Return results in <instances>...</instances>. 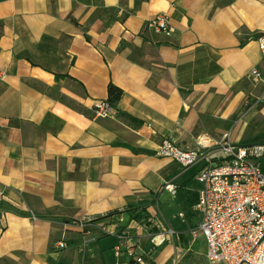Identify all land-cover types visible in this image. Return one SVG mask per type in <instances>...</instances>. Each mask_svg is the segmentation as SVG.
Wrapping results in <instances>:
<instances>
[{
    "label": "crops",
    "instance_id": "1",
    "mask_svg": "<svg viewBox=\"0 0 264 264\" xmlns=\"http://www.w3.org/2000/svg\"><path fill=\"white\" fill-rule=\"evenodd\" d=\"M159 14L169 37L146 27ZM260 37L264 0H0V262L134 264L115 255L116 236L91 228L82 247L65 224L139 210L174 232L128 229L141 264H211L194 235L200 185L191 193L186 176L206 161L183 169L155 152L166 138L184 150L225 134L255 145L250 125L264 128ZM109 85L122 91L117 114L95 118ZM165 182L174 195L160 190Z\"/></svg>",
    "mask_w": 264,
    "mask_h": 264
},
{
    "label": "built area",
    "instance_id": "2",
    "mask_svg": "<svg viewBox=\"0 0 264 264\" xmlns=\"http://www.w3.org/2000/svg\"><path fill=\"white\" fill-rule=\"evenodd\" d=\"M146 27L165 37L174 32L168 17L162 14L151 18ZM257 41L260 51L264 53V37ZM249 75L256 80L261 79L256 69ZM243 105L249 107V100H245ZM93 113L95 118L100 119H111L117 114L107 100L96 101ZM195 146V149L184 150L175 141L166 138L158 145L155 155L183 169L200 160L206 161L195 176L200 190L194 211L198 213L200 222L194 235L199 233L205 239L208 261L211 264H264V173L260 168L264 146L232 144L228 134L215 143L206 136H198ZM215 153L219 154L217 159L213 158ZM160 190L174 195L176 186L165 182ZM127 211L122 210L113 216L106 214L72 219L66 222L65 230L78 231L82 237V247H86L90 241L91 228L97 229L103 236L114 235L118 238V244L113 248L115 255L119 256L124 251L134 264H141L142 257H138L135 248L127 245L125 240L128 229H134L135 233L146 229L149 232L159 230L168 238L174 232L165 229L150 214L143 221L139 210ZM31 216L33 220L36 219L33 214ZM114 217L117 219L113 222ZM56 248H67L66 242L59 241Z\"/></svg>",
    "mask_w": 264,
    "mask_h": 264
},
{
    "label": "rangeland",
    "instance_id": "3",
    "mask_svg": "<svg viewBox=\"0 0 264 264\" xmlns=\"http://www.w3.org/2000/svg\"><path fill=\"white\" fill-rule=\"evenodd\" d=\"M250 135L248 136V144H255V145H262L264 146V128L259 127L256 124H251L250 129L248 130ZM260 168L262 172L264 173V157L260 161ZM197 168H192L187 171L186 176L189 179V186L188 190L193 193L196 189V183L194 179V174L196 173ZM200 190V188H199ZM0 264H11L7 261H1Z\"/></svg>",
    "mask_w": 264,
    "mask_h": 264
},
{
    "label": "trees",
    "instance_id": "4",
    "mask_svg": "<svg viewBox=\"0 0 264 264\" xmlns=\"http://www.w3.org/2000/svg\"><path fill=\"white\" fill-rule=\"evenodd\" d=\"M122 96V91L119 89V88H116L115 86L113 85H109L108 87V102L113 105L114 103H117L120 98ZM119 211H115V212H112L108 215H116L118 214ZM129 212V211H127ZM130 212H133V211H130Z\"/></svg>",
    "mask_w": 264,
    "mask_h": 264
}]
</instances>
